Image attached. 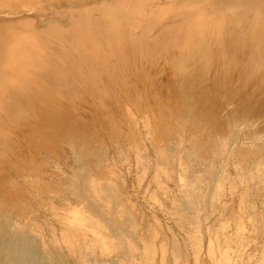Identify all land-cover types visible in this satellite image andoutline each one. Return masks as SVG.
I'll list each match as a JSON object with an SVG mask.
<instances>
[{
  "label": "rangeland",
  "instance_id": "obj_1",
  "mask_svg": "<svg viewBox=\"0 0 264 264\" xmlns=\"http://www.w3.org/2000/svg\"><path fill=\"white\" fill-rule=\"evenodd\" d=\"M200 1L0 0V236L33 264H264V109L163 93Z\"/></svg>",
  "mask_w": 264,
  "mask_h": 264
},
{
  "label": "bare ground",
  "instance_id": "obj_2",
  "mask_svg": "<svg viewBox=\"0 0 264 264\" xmlns=\"http://www.w3.org/2000/svg\"><path fill=\"white\" fill-rule=\"evenodd\" d=\"M180 1H187L193 6L199 0ZM202 1L206 0H201V4L204 3ZM208 3L214 7L212 12L209 10L210 15L205 13L199 17V13L182 11L185 20L180 36L167 39L166 27L157 30L158 39H165L166 45L162 55L165 64L164 96L180 102L187 99L191 108L209 113L214 108L216 94H224L229 99L237 95L238 111L247 112L256 107L255 112L258 109L261 112L264 109V0H210ZM193 7L190 8L192 11L195 10ZM91 32V36H94V31ZM256 67L258 73L255 77H259V80L245 87V79L251 77ZM9 82L7 79L0 92V110L9 98L20 97L19 91ZM21 106V103L16 104L11 110L14 118ZM5 234L0 236V253H6V258L1 259L0 263L33 264V247L27 239L18 245L15 239H6Z\"/></svg>",
  "mask_w": 264,
  "mask_h": 264
}]
</instances>
